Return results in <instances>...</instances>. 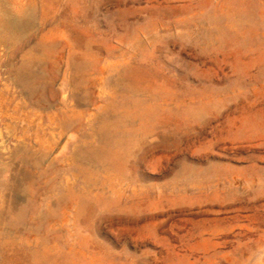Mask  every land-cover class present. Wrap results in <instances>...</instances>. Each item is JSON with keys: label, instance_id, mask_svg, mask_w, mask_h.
Masks as SVG:
<instances>
[{"label": "rangeland", "instance_id": "obj_1", "mask_svg": "<svg viewBox=\"0 0 264 264\" xmlns=\"http://www.w3.org/2000/svg\"><path fill=\"white\" fill-rule=\"evenodd\" d=\"M0 264H264V0H0Z\"/></svg>", "mask_w": 264, "mask_h": 264}, {"label": "bare ground", "instance_id": "obj_2", "mask_svg": "<svg viewBox=\"0 0 264 264\" xmlns=\"http://www.w3.org/2000/svg\"><path fill=\"white\" fill-rule=\"evenodd\" d=\"M3 14H5V13H3ZM2 16V15H1ZM5 16H7V15H5ZM16 16V15H15ZM25 17V16H24ZM44 26V25H43ZM32 33V32H31ZM7 35V34H6ZM6 43V42H5ZM111 100V99H110ZM108 132V131H107ZM98 155V154H97ZM104 155H105V153H104ZM108 156V155H107ZM54 223V222H53Z\"/></svg>", "mask_w": 264, "mask_h": 264}]
</instances>
